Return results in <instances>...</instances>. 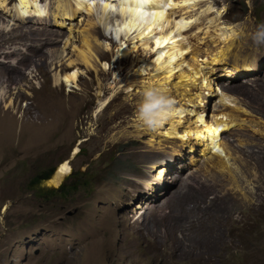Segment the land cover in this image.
Listing matches in <instances>:
<instances>
[{
    "label": "rangeland",
    "instance_id": "rangeland-1",
    "mask_svg": "<svg viewBox=\"0 0 264 264\" xmlns=\"http://www.w3.org/2000/svg\"><path fill=\"white\" fill-rule=\"evenodd\" d=\"M59 1L36 0V14L6 0L0 12V264H264V0H199L172 14L190 17L177 42L184 60L197 50V61L221 52L234 64L224 68L251 65L232 86L213 88L235 99L221 104L238 119L223 138L227 165L213 156L204 163L201 148L189 152L166 137L168 118L157 129L142 119L167 94L169 103L183 97L174 100L177 79L159 91L148 75L143 83L134 74L150 53L135 39L137 52L120 54L135 34H115L117 11L105 18L97 6L89 21L79 9L83 18L58 27L47 13ZM67 23L77 28L76 48L85 47L80 29L91 33L97 60L93 70L73 62L76 83L56 86L47 50ZM207 74L220 82L216 70ZM62 162L70 173L61 192L47 181L32 188L36 175L50 171L52 179ZM81 180L86 186L71 188Z\"/></svg>",
    "mask_w": 264,
    "mask_h": 264
},
{
    "label": "bare ground",
    "instance_id": "bare-ground-1",
    "mask_svg": "<svg viewBox=\"0 0 264 264\" xmlns=\"http://www.w3.org/2000/svg\"><path fill=\"white\" fill-rule=\"evenodd\" d=\"M198 1L199 0H75L71 7L70 3H67V0H63L59 1L53 8L48 9L47 14H49L52 19L53 25L66 27V21H70L72 17L78 15L77 17L83 18L82 12L78 14L80 11L79 9L86 13L87 18H91V13L97 8V6L101 10V16L105 18H107L111 11H117L120 19L117 23L118 28L115 30V34H121L124 38H128L131 34H135L130 39L132 40V43L128 45V51L126 47H123L120 50V54L125 57L127 53L137 52L136 43L143 41L139 46H142V49L148 51V54L150 53L151 56V59L149 58L150 56H148L147 59L144 57L142 60L136 61V63H139L140 65L136 68L134 74L137 77L140 76L143 83L148 75L149 77H147L150 78L151 81L154 80L153 82H155L154 84L157 87L160 86L159 91H164L165 85L174 79H177L176 84L178 85L179 92L176 93L174 100L177 99L179 95L180 98L183 97L179 100V103L174 102L173 100L169 103V98L171 99V97L170 94H167L166 99L162 101V105L164 107L168 106L164 108L160 104L161 106L159 105L157 110H151L150 112L145 113L142 116V119H145L146 117L150 118L149 121L155 126L152 129H157L163 124V121L168 118L169 128L166 129V137L169 139L171 137L176 139L179 141V147L188 148L189 152L195 150V147L196 149L201 148L200 151L203 152L201 156L204 157V163H208L213 156L219 158L218 160L220 163L227 165L229 159L228 152L230 151L227 150L226 142L223 138L225 134L233 129L234 124L237 123L236 121L238 119L234 121V116L232 115V117L229 112L226 113L228 107L226 105L229 102L233 103L235 99L226 93V88L223 91H220L222 89L219 88V86H227L228 88L229 86H232L231 79L247 75L251 71L249 70L247 66L249 64L247 63H242V66H236L241 68H231L233 66H227L224 68L226 65L234 64L224 63V54L221 52L212 56L210 61H205V59H207L205 55H203L204 57L202 56L204 61H197V57L200 55L199 51L193 50L192 53L196 51L197 56L192 54V58L190 57V60L187 59L189 61L183 59L182 49L184 48V45L182 42L177 45V42L182 40V32L189 26L187 20L190 19V17L188 18L189 15L186 18H184L185 16H182V18L179 16V19L175 21L174 18H176L178 14L174 15V18L172 17V14L175 13L174 10L176 8H178L180 12L185 11L187 7L192 8L197 3H203ZM113 2L115 4H112ZM209 2L205 3L207 4V8L204 10L206 12L202 11V14L209 13L211 10V5H209L211 3ZM28 6L33 7V13H39V7L37 8L36 0H18V4L14 10H27ZM6 7V0H0V12L7 10ZM16 14L17 16L22 17L25 13L16 12ZM89 21H92V18ZM88 23H86L85 26H88ZM67 24L68 28L66 29L64 36H58L60 39L54 40L57 45L47 50V53H49L47 60L50 61V67H53L52 71L54 72L53 84L56 86L60 85L59 81L61 79H63V82L66 85L75 84L78 76L77 68H75L77 63L85 66L86 69L93 70L95 69V62L97 60L88 43L89 40L93 39L91 33L89 31H86L85 33V27L81 28L80 33L83 35H80L81 38H83L82 43L85 47L76 48L72 43L74 38L72 35L73 32H77V28L75 31L72 29L71 23ZM231 33L232 31L229 29V34H227L225 41L228 37H233V34ZM56 34L60 35L58 32ZM135 39L137 42H134ZM217 42H219V38H217ZM135 59L136 57L134 56V60ZM73 62L76 63L75 66L73 65ZM70 68L74 69L68 70ZM210 69H212V72L216 70V74L219 72L218 79L220 82L218 81L219 83L217 82V85H215L214 79L211 78V75L207 74ZM251 69L254 71L253 67H251ZM254 72L252 75H254ZM216 74L214 76H216ZM204 76H209L208 78H211L212 81H207V78ZM215 81L217 80L215 79ZM214 87H217V89L220 90L216 89V91H214ZM178 93L179 95H177ZM161 96H163L162 93ZM209 96L213 97L212 101L207 99ZM218 99L220 103L218 102ZM11 102L12 101H9V104H11ZM224 102H227V104L221 105ZM209 103L211 104L210 109L208 105ZM245 124L246 125H241L240 129L243 126H247L248 122H245ZM143 127L145 128V126ZM160 134L162 136L163 133ZM158 139L160 140V138ZM156 140L157 138L152 146L157 143ZM229 140L233 141V139ZM167 141L168 140H165V142ZM177 141L171 140L169 142L170 154L173 156H178L175 152H181H178L179 149L176 147ZM171 142H174L175 145H171ZM156 145H159V143L155 144V146ZM172 159L171 156L170 160ZM58 167L54 174V176H56L51 179L52 181L50 180L48 182V184L50 183V186L55 188L58 187L61 180L65 175H68L67 173L69 172L67 162H62ZM161 167L165 168V165L162 164L158 168L159 170L156 169L154 171L156 172L155 179L158 181L161 177V179L164 178L163 169ZM154 172H152V174ZM154 184L155 182L151 183V185ZM143 187L148 188V182L144 181Z\"/></svg>",
    "mask_w": 264,
    "mask_h": 264
},
{
    "label": "trees",
    "instance_id": "trees-1",
    "mask_svg": "<svg viewBox=\"0 0 264 264\" xmlns=\"http://www.w3.org/2000/svg\"><path fill=\"white\" fill-rule=\"evenodd\" d=\"M51 172L49 171V172H45L44 174H41V175H36L31 181H30V185L32 186V188H40L41 187V182H43V181H46V180H48V179H50V177H51ZM71 186V188L73 189V188H78V187H84V186H86V184H85V181L84 180H81V181H78V182H76V183H74V185H70ZM63 188H65V185H64V183H62L61 185H60V187L58 188V191H62L63 190Z\"/></svg>",
    "mask_w": 264,
    "mask_h": 264
},
{
    "label": "clouds",
    "instance_id": "clouds-1",
    "mask_svg": "<svg viewBox=\"0 0 264 264\" xmlns=\"http://www.w3.org/2000/svg\"><path fill=\"white\" fill-rule=\"evenodd\" d=\"M188 150V149H187ZM49 180H51V178L50 179H48V180H46L47 182H49ZM49 187H51L50 185H48ZM60 187V183H59V185H58V187H56V188H59ZM53 188H55V187H53ZM55 188V189H56ZM58 190V189H57Z\"/></svg>",
    "mask_w": 264,
    "mask_h": 264
},
{
    "label": "water",
    "instance_id": "water-1",
    "mask_svg": "<svg viewBox=\"0 0 264 264\" xmlns=\"http://www.w3.org/2000/svg\"><path fill=\"white\" fill-rule=\"evenodd\" d=\"M50 181V180H49Z\"/></svg>",
    "mask_w": 264,
    "mask_h": 264
}]
</instances>
